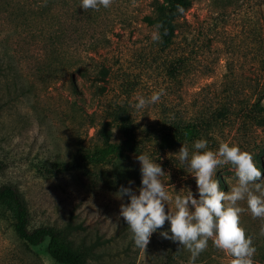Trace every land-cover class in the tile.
Segmentation results:
<instances>
[{
	"label": "rangeland",
	"instance_id": "rangeland-1",
	"mask_svg": "<svg viewBox=\"0 0 264 264\" xmlns=\"http://www.w3.org/2000/svg\"><path fill=\"white\" fill-rule=\"evenodd\" d=\"M151 3L113 0L92 19H65L62 45L81 59L39 58L34 42H5L0 34V160L6 164L0 184L23 194L30 229L55 227L72 248L91 250L90 264H189V251L160 235L167 221L144 250L134 246L119 215L121 203H128L115 198L120 186H141L138 155L161 165L168 176L160 179L173 198L188 189L198 199L195 179L170 154L183 145L191 153L200 139L213 151L227 142L251 153L264 179V99L259 112L242 114L263 79L264 0H192L167 48L153 41L157 28L142 20L155 15ZM90 47L96 50L84 52ZM161 89L155 104L133 107L138 96L150 99ZM219 108H229L230 118L214 121ZM120 111L142 142L139 153L62 167L76 158L79 139L88 154L102 146V134L119 144ZM215 178L227 192L235 180L232 166L218 168ZM168 208L174 210L171 201ZM262 223L247 212L240 218L257 250L255 264H264ZM13 224L11 208L0 203V264H56L45 253L46 242L28 246ZM195 264H230V257L209 240Z\"/></svg>",
	"mask_w": 264,
	"mask_h": 264
},
{
	"label": "clouds",
	"instance_id": "clouds-1",
	"mask_svg": "<svg viewBox=\"0 0 264 264\" xmlns=\"http://www.w3.org/2000/svg\"><path fill=\"white\" fill-rule=\"evenodd\" d=\"M112 2L81 0V8L99 11L101 7L109 8ZM177 8L182 11L179 6ZM152 39L161 41L158 30L153 33ZM163 94L164 90L161 89L154 92L150 99L138 96L133 107L144 110L159 101ZM170 155L182 167H186L195 179L198 199L188 189L186 195L171 197L166 191L170 186L160 179L167 175L161 165L148 155L136 156L140 164V188L134 190L120 186L115 194L119 200L128 198L127 204L121 203L119 215L131 232L134 246L145 250L150 237L163 228L167 221L170 227L160 235L187 249L190 253L189 264H195L196 259L207 249L209 240L230 257V264H255L257 250L252 238L246 236L240 226L241 215L246 212L252 218L264 221V179H261V170L253 155L227 142H221L218 150L213 151L204 139L193 142L191 153L183 145L177 153ZM225 165H231L235 173L234 183L227 192L220 189V181L215 178L217 169ZM132 183L129 181V185ZM169 201L174 204V210H169ZM241 202H245L246 207H242ZM260 235L264 236V223Z\"/></svg>",
	"mask_w": 264,
	"mask_h": 264
},
{
	"label": "trees",
	"instance_id": "trees-1",
	"mask_svg": "<svg viewBox=\"0 0 264 264\" xmlns=\"http://www.w3.org/2000/svg\"><path fill=\"white\" fill-rule=\"evenodd\" d=\"M191 4L192 0H152L151 6L155 10V15H144L142 20L147 25L157 28L162 38L160 41L162 47L167 48L171 45L178 28V20L182 12ZM177 6L182 11H179ZM94 13L95 10L92 9L83 10L81 0H0V34H5V42L10 41L16 44L27 41L34 42L38 47L37 56L39 58L54 56L57 60H65L69 57L81 59L80 52L77 50L68 51L62 45L63 40L67 37V30L64 28L65 19L72 18L79 22L80 17L84 16L89 20L92 19ZM53 20L58 23L56 28L53 27ZM62 21L64 22L59 26ZM86 50L95 51L96 49L90 47L84 52ZM261 69L263 79L256 92V97L246 103V110L244 109L242 114L248 115L250 112L260 111L256 105L264 99V58ZM84 72L86 70L80 71V74L85 76ZM125 114L120 111L117 115L124 132V138L119 144L110 143L108 136L102 134V146L93 154H88L79 139L76 158L63 163L62 167L69 169L99 164L115 153H139L142 142L135 136L128 116ZM230 114L229 108H219L212 113V118L214 121L229 119ZM5 168L6 164L0 160V174ZM0 203H6L11 208L14 231L17 237L28 246H39L46 242L45 253L56 264H90L88 260L92 257L91 250L72 248L63 233L55 227L42 225L30 229L27 202L16 187L10 184H0Z\"/></svg>",
	"mask_w": 264,
	"mask_h": 264
}]
</instances>
